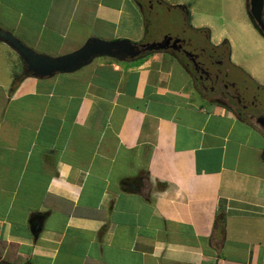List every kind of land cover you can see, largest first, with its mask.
Listing matches in <instances>:
<instances>
[{
    "label": "crops",
    "instance_id": "0c3cea01",
    "mask_svg": "<svg viewBox=\"0 0 264 264\" xmlns=\"http://www.w3.org/2000/svg\"><path fill=\"white\" fill-rule=\"evenodd\" d=\"M191 1L176 3L196 13L193 29L233 53L243 24L226 13L240 0ZM0 28L58 56L91 37L142 43L146 14L139 0H0ZM231 61L239 80L264 87V57ZM7 71L0 264H264V127L204 100L178 55L100 56L14 89L22 70Z\"/></svg>",
    "mask_w": 264,
    "mask_h": 264
},
{
    "label": "water",
    "instance_id": "95a60500",
    "mask_svg": "<svg viewBox=\"0 0 264 264\" xmlns=\"http://www.w3.org/2000/svg\"><path fill=\"white\" fill-rule=\"evenodd\" d=\"M247 9L250 20L264 37V0H248ZM0 41L6 43L23 60L22 73L16 77L12 89L16 88L24 76L44 78L56 73H72L90 64L96 57L108 56L118 61L138 59L151 51L180 50L181 38L165 35L159 41L135 43L127 39L108 41L96 37L89 38L78 49L58 56H51L35 51L27 46L12 32L0 28ZM190 52H187L189 54ZM44 215L34 214L30 219L33 234L38 235L42 229ZM221 228L217 230L220 240Z\"/></svg>",
    "mask_w": 264,
    "mask_h": 264
},
{
    "label": "flooded vegetation",
    "instance_id": "af4514ba",
    "mask_svg": "<svg viewBox=\"0 0 264 264\" xmlns=\"http://www.w3.org/2000/svg\"><path fill=\"white\" fill-rule=\"evenodd\" d=\"M150 2L148 6L152 8ZM194 31L198 36L196 41L192 38L185 42L181 38L182 47L179 51H166L178 55L189 68L196 91L204 100L233 109L239 115H251L252 119L264 127V87L254 85L246 79L239 80L237 77H241L240 72L231 61V52L212 45L208 36ZM201 35L205 38L203 41L200 40ZM185 44L188 49L184 47Z\"/></svg>",
    "mask_w": 264,
    "mask_h": 264
},
{
    "label": "rangeland",
    "instance_id": "374dc122",
    "mask_svg": "<svg viewBox=\"0 0 264 264\" xmlns=\"http://www.w3.org/2000/svg\"><path fill=\"white\" fill-rule=\"evenodd\" d=\"M141 3L144 4V12L146 14V23H147V32L146 37L143 40V42H149V41H159L161 40L165 35H171L173 37H179L183 40L189 41L192 38H195L196 41L198 36L196 35V31H194L193 21L191 20V14L195 17L196 13H191V9L188 5L187 9L179 10L178 8H173L176 5H184L182 3H176L177 0H163L168 5L158 1V0H139ZM151 1V2H150ZM219 2V6L221 7V0H217ZM236 1V0H235ZM149 2L152 5V8L148 6ZM211 3L213 2L210 1ZM247 2L248 0H240V6L236 8V11L234 12L231 10L229 11L230 7L225 8L226 13V20H231L232 18L235 20L242 21L243 28H240L242 35H240L236 40V48L232 53L231 49V57L235 60L251 65L253 62H258V64H262V59L264 57V37L259 33V31L255 28L254 24L250 20L248 9H247ZM195 2L194 0L191 1V5L194 6ZM218 5V4H217ZM173 6V7H170ZM234 6V5H233ZM215 7V8H220ZM235 9V7H233ZM227 21V22H228ZM206 34H203L205 36ZM196 36V37H195ZM207 36V35H206ZM205 39L201 36L200 40L203 41ZM262 39V40H261ZM131 41V40H130ZM201 41V42H202ZM134 42V41H132ZM137 43V42H135ZM205 43V42H203ZM246 44L248 47V51L245 52L244 49H242L241 46ZM5 49H7L8 54L7 56H0V69L3 77H6L8 80H11V76L9 75V72L7 71L8 67L10 69L15 70V72H21L22 65H20L21 61L19 59V55L9 48V46L5 45L3 46ZM186 49L189 47L187 44L184 45ZM252 50V51H250ZM251 52V53H250ZM10 54V55H9ZM16 63V65H14ZM243 75V74H242ZM241 74L239 76H242ZM14 78L12 79L13 82Z\"/></svg>",
    "mask_w": 264,
    "mask_h": 264
},
{
    "label": "trees",
    "instance_id": "16d2710c",
    "mask_svg": "<svg viewBox=\"0 0 264 264\" xmlns=\"http://www.w3.org/2000/svg\"><path fill=\"white\" fill-rule=\"evenodd\" d=\"M160 2H162V3H164V4H166V5H168L166 2H164L163 0H160ZM170 7H173V6H170ZM173 8H178V9H180V10H182L183 11V9H186L187 7L186 6H184V5H176L175 7H173ZM147 23H146V32H147ZM197 31H199V32H201V33H203V34H208V32H209V30H208V28H199V29H196ZM143 42V41H142ZM218 47H220V48H226V50L228 51V52H231V45H230V42H229V40L228 39H224L219 45H217ZM166 51V50H165ZM153 52H155V51H151V52H148L147 53V55H149V54H152Z\"/></svg>",
    "mask_w": 264,
    "mask_h": 264
}]
</instances>
